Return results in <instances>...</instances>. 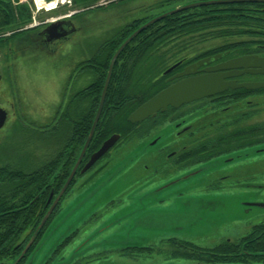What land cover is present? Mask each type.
Here are the masks:
<instances>
[{"label":"flooded vegetation","instance_id":"flooded-vegetation-1","mask_svg":"<svg viewBox=\"0 0 264 264\" xmlns=\"http://www.w3.org/2000/svg\"><path fill=\"white\" fill-rule=\"evenodd\" d=\"M127 1L134 0H92L85 5L71 0L61 5L64 14L44 18L32 29L30 25L17 27L16 23L32 16L34 0H0V83L20 65L15 61L16 52L33 49L48 62L61 60L64 52L72 54L70 80L87 81L92 75H87L85 66L96 63V49H107L101 44L112 30L144 16L133 14L143 5L128 6L117 17L124 21L107 34V12ZM166 1L173 5L169 9L180 5L175 4L176 0ZM194 1L202 0L191 2ZM255 2L213 4L219 6L218 14L223 16L224 10L234 4ZM159 3L152 0L153 6ZM53 22L57 24L48 28ZM236 27L242 30L228 35L234 40L226 41L220 36L223 42L217 48L148 49L149 58L142 68L152 69V76L138 81L133 74L126 81L130 84L128 95L115 93L117 103L109 105L102 119L104 131L92 137L60 198L57 197L84 144L70 169H64V142L45 160L44 168L56 161L52 173H45L43 179L44 207L47 213L54 205L53 211L39 232L29 228L21 237L7 240L11 242L9 250L0 255V264H107L108 250H115V256L120 258L160 256L166 264H190L192 260L201 264H264V86H233L264 83V64L256 65L257 60L248 58L264 57V30ZM16 31L20 32L19 45H13ZM245 39L246 43L238 44ZM233 41L237 44L225 45ZM70 43L74 49H66ZM210 74L218 76L214 81L222 85L219 92L176 106L169 104L136 121L130 118L134 110L164 88L185 78ZM113 123L116 126L112 127ZM60 135L63 138V133ZM112 136L115 142L88 165L93 154ZM251 162L258 173L255 169L251 174L252 165L242 173L239 163ZM97 175L107 177V193L116 191L110 183H123L118 201L126 196L136 199L135 205L142 204V208L153 211L171 204L177 206L182 199L184 209L174 212L177 216L169 219L172 222L155 220L158 228L142 244L107 239V234L97 236L95 230L79 237L80 228L48 237L60 226L48 232L69 192L87 185ZM157 230L167 235L159 237Z\"/></svg>","mask_w":264,"mask_h":264},{"label":"rangeland","instance_id":"rangeland-1","mask_svg":"<svg viewBox=\"0 0 264 264\" xmlns=\"http://www.w3.org/2000/svg\"><path fill=\"white\" fill-rule=\"evenodd\" d=\"M70 1H61V4L57 5V11L56 9H38L37 4L33 3L32 16L26 19V21H22L25 23H16V26L19 27L21 24L29 27L30 25V28L34 27L32 29H35L37 28L36 22H40L44 18H55L57 15L64 14V11H62L63 6L61 7V5L66 6V4H70ZM162 1L160 0V2ZM191 1L176 0L175 4L182 5ZM136 4L143 5L142 9L133 13L139 16L159 14L167 9L169 10L173 6L162 5L161 3L153 6L152 0L127 1V3L107 12V34L120 21H124L117 18L118 15L126 7ZM51 11L53 12L51 13ZM98 30H96L95 35H97ZM14 34L12 36V39H15L13 45H19V38L21 40V37H19L20 32L16 31ZM222 42L223 39L221 38L210 39L194 43V45L187 49H207L220 45ZM66 49L74 48L70 43ZM34 50H22L21 53L17 51L15 61H20V65L15 67L13 75L7 78L4 77L0 83V107L8 109L7 120L0 128V165L11 164L21 167L26 171L43 165L46 159L53 156L59 150L62 142L65 144L69 140L72 141L74 138L72 134L75 128L72 123L80 116L77 111L78 106L83 105L85 107L88 105V102L86 99H83V101L81 100L80 103H77L73 101L75 97H71L80 89L87 87L93 80V72L89 65L85 66L87 67L85 68V72H87V75H92V77H88L87 81L70 80L72 54L64 52L61 60L55 58L54 61L48 62L43 60L39 52ZM83 50L91 51L90 49ZM61 63L62 68L60 70L59 66ZM56 65L58 69H55ZM70 105L74 115L73 121L67 116V109ZM62 133L63 138H61L62 135L59 136ZM49 148L51 149L50 153L47 152ZM64 148L65 146L62 149ZM37 150L45 154L42 153L39 158ZM251 165L254 166L252 167L253 171L251 174L253 175L255 169L256 173H258V169L253 162L239 163V166L242 167V173ZM106 170L107 168L103 170V173ZM101 175H97L87 185L80 188L76 186L69 192L62 203L61 214L57 216L58 218L54 219V224L50 226L48 232L50 233L53 228L58 227V224L60 226L55 233L48 237L56 238L59 236V232L63 235L70 234L76 228H80L79 237L87 236L95 230L94 232H98L97 236L107 234V239L120 238L126 240L123 242L127 244H142L147 242L145 239L152 237L153 229L155 227L158 228L157 221L155 220L159 218L160 221H165V223L172 222L169 219H174L177 216L174 212L184 209L182 199L181 203L177 206L171 204L172 206L169 208L153 211L142 208V204L140 206L135 205L133 201H136V199H130L126 196L118 201L120 197L119 187L123 183L121 181H114V185L110 183V188L116 189V191L107 193V184L109 182H107V177ZM157 231L159 237L167 235L161 233L160 230ZM143 239L144 241H142ZM116 253L118 252H115V250L107 251V264L167 263L162 261L163 258L160 256L156 258H120L115 256ZM190 264L201 263L192 260Z\"/></svg>","mask_w":264,"mask_h":264},{"label":"trees","instance_id":"trees-1","mask_svg":"<svg viewBox=\"0 0 264 264\" xmlns=\"http://www.w3.org/2000/svg\"><path fill=\"white\" fill-rule=\"evenodd\" d=\"M75 1L84 5L92 3V0ZM160 3L162 5L171 4L166 0ZM238 5L240 6L237 7ZM218 7L217 4L200 5L170 14L149 25L125 46L114 65L101 118L94 137L104 131L105 125L102 123V119L109 105L116 102L115 93L123 96L128 95L130 84L126 81L133 74L137 75L138 81L152 76L154 72L152 69L142 68L143 62L149 58L148 49H187L194 43L217 39L220 36H223L226 41L234 40L228 35L242 30V27L236 26L246 25L256 28V30H259V28L264 30V2L234 4L231 8L224 10L225 14L223 16L218 14ZM156 15L158 14L145 15L140 19L116 27L107 36V40L101 44L107 49L95 50L97 58L94 60L96 63L89 65L93 72L92 82L71 97H75L73 101L77 103L86 99L88 105L85 107L83 105L78 106L77 111L80 116L72 123L75 126L74 133L72 132L74 138L64 144V169L71 168L79 148L84 144L91 129L109 65L116 49L135 29ZM235 19H239V21H235ZM221 20L224 23H221ZM247 41L245 39L238 44H244ZM236 44L237 42L233 41L225 45ZM214 47L217 48L220 45ZM110 109H112L111 106ZM129 112L130 110H128L124 119L127 120ZM67 116L71 121L74 120L71 105L67 109ZM114 126L116 124L113 123L112 127ZM55 163L54 160L45 168L41 165L29 171L11 164L0 165V255L7 254L9 250L11 242H7V240L19 238L25 230L30 228L33 231L41 223L47 211L44 207L46 199L43 196L44 174L52 173L53 170L51 169ZM66 175L67 173L64 174V177ZM4 249L6 250L4 251Z\"/></svg>","mask_w":264,"mask_h":264},{"label":"water","instance_id":"water-1","mask_svg":"<svg viewBox=\"0 0 264 264\" xmlns=\"http://www.w3.org/2000/svg\"><path fill=\"white\" fill-rule=\"evenodd\" d=\"M244 1L264 2V0H207V1L202 0V1H194V2H190V3L182 4V5H179V6L172 8V9L166 10V11L152 17L151 19H149L148 21H146L145 23L140 25L137 29H135L119 45V47L116 49V51H115V53L111 59L109 69L107 72V76H106V79L104 82V87L102 90L100 102H99L98 109L96 112V116L94 118L93 124L91 126L90 131H89L88 137H87V139L83 145V148L81 150V153L78 157L77 162L75 163L66 183L64 184V186H63L62 190L60 191V194L58 195L57 198L61 197V195L65 191L66 187L70 183L71 179L73 178V176L76 172V169H77V167H78V165H79L84 153L86 152L87 147H88V145H89V143L93 137L97 123L100 119V116H101V113H102V110L104 107V103H105L108 87L110 84V80L112 77L114 65L116 63L118 56L120 55L122 50L125 48V46L133 38H135L139 33H141L143 30H145L149 25L163 19L164 17H166L170 14H173V13H176V12H179V11L191 8V7L200 6V5L222 3V2L233 3V2H244ZM56 24H57V22H55V23L53 22L49 25L48 28H51ZM248 58H253V59L257 60L256 65H263L264 64V57H260L259 55H251ZM216 78H218L217 75H211V74L185 78V79H183V80H181V81H179V82H177V83H175V84H173L167 88H164L159 93L154 95L152 98L147 100L145 103H143L141 106H139L136 110H134L132 112L130 118L132 120L136 121V120H139L143 117L148 116L151 113H154L155 111H157L160 108H163V109L166 108L169 104L176 106V105H180L181 103H183L184 101H187V100H191L194 98L201 97L203 95L213 94V93L219 92L222 89V85L219 84L218 81H214V79H216ZM233 86L260 87V86H264V83L238 84V85L233 84ZM7 116H8L7 110L3 107H0V128L5 124V122L7 120ZM115 140H116L115 136H112L108 140H105V142L103 143L101 148L93 154L92 159L88 163V165L90 163H92L96 158L101 156L107 150V148H109L115 142ZM53 208H54V205H52L51 208L48 210V212L45 214L41 223L37 227V230L35 233L39 232L40 228L43 226V224L46 222L47 218L51 214Z\"/></svg>","mask_w":264,"mask_h":264},{"label":"bare ground","instance_id":"bare-ground-1","mask_svg":"<svg viewBox=\"0 0 264 264\" xmlns=\"http://www.w3.org/2000/svg\"><path fill=\"white\" fill-rule=\"evenodd\" d=\"M35 3L37 4L38 8H46L47 10H51L56 8V6L62 1L64 0H51V1H47V0H34Z\"/></svg>","mask_w":264,"mask_h":264},{"label":"crops","instance_id":"crops-1","mask_svg":"<svg viewBox=\"0 0 264 264\" xmlns=\"http://www.w3.org/2000/svg\"><path fill=\"white\" fill-rule=\"evenodd\" d=\"M37 151H38V150H37ZM40 156H41V155H40V153H39V156H38V157L40 158Z\"/></svg>","mask_w":264,"mask_h":264}]
</instances>
